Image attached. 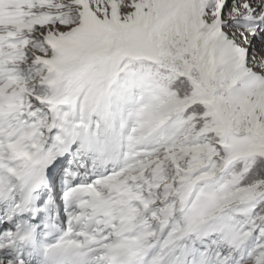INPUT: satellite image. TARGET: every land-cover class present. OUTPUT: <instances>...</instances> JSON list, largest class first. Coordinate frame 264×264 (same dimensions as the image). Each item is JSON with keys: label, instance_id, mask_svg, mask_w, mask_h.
Listing matches in <instances>:
<instances>
[{"label": "snow or ice", "instance_id": "6c2138e0", "mask_svg": "<svg viewBox=\"0 0 264 264\" xmlns=\"http://www.w3.org/2000/svg\"><path fill=\"white\" fill-rule=\"evenodd\" d=\"M0 264H264V0H0Z\"/></svg>", "mask_w": 264, "mask_h": 264}]
</instances>
